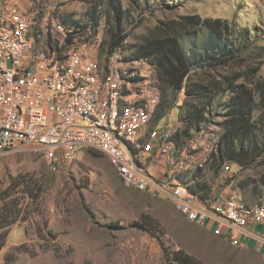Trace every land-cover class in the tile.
<instances>
[{
    "label": "rangeland",
    "instance_id": "1",
    "mask_svg": "<svg viewBox=\"0 0 264 264\" xmlns=\"http://www.w3.org/2000/svg\"><path fill=\"white\" fill-rule=\"evenodd\" d=\"M116 4L123 10L125 50L159 21L190 14L227 20L235 32L250 39L252 46L264 47V0H114ZM20 7L31 19L36 54L46 55L51 48L57 53L60 48L64 50L67 42L60 39L53 25L58 21L73 29L75 22L85 30L75 34L73 29L72 35L78 36L77 42L85 46L87 56L107 68L105 56L116 28L110 0H25ZM87 11L99 15L96 30L88 25ZM131 66L145 77L157 79L155 68L146 62ZM244 68L232 63L215 71H197L189 80L231 75ZM257 75L264 79V65ZM158 89L169 104L165 123L175 130L179 151L184 149L189 156L187 170L180 178L192 190L197 182L202 190L197 191L199 195L210 201L232 180L231 189L239 191L248 206L264 205V187L257 184L259 174L264 173V165H260L264 164V153L249 167L233 165L231 174L223 176L220 170L218 141L228 95L215 97L205 111V121L185 135L180 119L186 111L184 93L175 94L159 85ZM258 115L256 109L254 121ZM163 122V117L155 122L153 116L151 126ZM255 135L261 146L264 127ZM199 162L202 168L198 170ZM194 174L199 179L192 180ZM224 177L228 179L223 181ZM120 180L105 155L87 148L55 174L34 149L21 147L0 155V206L5 195L8 204L17 203L16 221L7 230L0 264H176L172 253L177 250L203 264H264L263 252L231 246L213 236L205 225L188 222L168 201L136 191ZM13 228H21L23 235L11 237Z\"/></svg>",
    "mask_w": 264,
    "mask_h": 264
},
{
    "label": "built area",
    "instance_id": "2",
    "mask_svg": "<svg viewBox=\"0 0 264 264\" xmlns=\"http://www.w3.org/2000/svg\"><path fill=\"white\" fill-rule=\"evenodd\" d=\"M31 26L20 9L0 0V155L34 149L55 174L81 149L96 150L125 186L168 201L188 222L209 227L231 246L248 248L252 238L258 244L253 250L263 251L264 236L251 227L264 224V205L248 206L231 189L232 180L228 192L210 201L180 178L189 156L177 148L167 116L151 126L161 94L157 79L131 66L139 61L125 60L118 48L104 68L87 56L73 29L58 21L54 31L63 42L70 36L72 41L58 53L51 48L36 54ZM232 167L225 161L223 176Z\"/></svg>",
    "mask_w": 264,
    "mask_h": 264
},
{
    "label": "trees",
    "instance_id": "3",
    "mask_svg": "<svg viewBox=\"0 0 264 264\" xmlns=\"http://www.w3.org/2000/svg\"><path fill=\"white\" fill-rule=\"evenodd\" d=\"M110 3L116 28L110 35L106 58L118 48L124 49L127 39V34L122 30L123 10L119 4L114 5V0H110ZM85 15L88 25L96 30L100 22L99 15L95 11H87ZM73 26L75 34L85 30L78 23L74 22ZM71 41L70 36L67 42ZM250 42L249 38L235 32L227 20L190 14L179 19L159 21L138 42L124 49V59L146 62L155 68L159 87H166L175 94L184 93L186 111L180 119L184 121L185 135L205 121V111L215 97L227 94L223 131L218 141L221 165L228 161L245 168L259 161L264 153V135L261 146L255 135L260 127H264V79L257 75L264 65V47H254ZM232 63L245 65V68L231 75L219 74V77L213 75L203 80H189L197 71H215L219 66L225 67ZM240 80L242 82L238 83ZM166 99L161 94L154 114L155 122L167 116L169 104H166ZM256 109H259V115L254 121ZM196 179H199L198 175H192V180ZM257 182L264 187V173L259 174ZM200 188L197 182L193 183V190L202 191ZM6 197L1 198L3 204L0 206V251L5 244L8 228L16 221V215H13L17 213V203L8 204L4 200ZM172 260L176 264H203L183 250L173 252Z\"/></svg>",
    "mask_w": 264,
    "mask_h": 264
},
{
    "label": "crops",
    "instance_id": "4",
    "mask_svg": "<svg viewBox=\"0 0 264 264\" xmlns=\"http://www.w3.org/2000/svg\"><path fill=\"white\" fill-rule=\"evenodd\" d=\"M4 1V4L5 6H8V7H11V6H16L17 9H20V5H22V3H24L25 0H3ZM229 187L227 186L226 189L223 190L222 193H226L229 191ZM209 228V227H208ZM252 231H254L255 233L257 232V234L261 235V236H264V224L262 225H259V226H254V227H251ZM211 232V231H210ZM10 235L11 237L13 238H18L20 237L21 235H23V232L21 231V228H13L11 229L10 231ZM18 240V239H17ZM247 242V247L251 250L255 249V247H258V244L256 243V241L254 239H247L246 240ZM248 248H245V249H248ZM263 251V254H264V247L262 249Z\"/></svg>",
    "mask_w": 264,
    "mask_h": 264
}]
</instances>
